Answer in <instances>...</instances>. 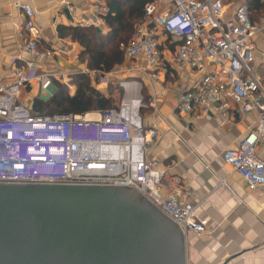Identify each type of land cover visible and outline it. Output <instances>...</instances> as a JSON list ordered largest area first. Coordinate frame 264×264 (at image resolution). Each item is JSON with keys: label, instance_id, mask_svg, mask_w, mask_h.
<instances>
[{"label": "built area", "instance_id": "2783aa9c", "mask_svg": "<svg viewBox=\"0 0 264 264\" xmlns=\"http://www.w3.org/2000/svg\"><path fill=\"white\" fill-rule=\"evenodd\" d=\"M88 1L95 16L79 20L78 25L99 28L108 7L104 0ZM15 6L34 16L30 4L15 2ZM226 7V0H171L161 12L155 3L147 4L145 20L122 48L133 71L147 78L158 79L167 63L201 76L182 94L181 114L210 121L217 112L224 125L235 122L238 114L256 113L252 130L237 147L226 149L223 158L251 188H257L264 186V159L259 155L264 142V80L253 62L254 38L264 28V11L260 25L251 19L248 4H240L233 15ZM40 33L35 25L28 27L23 51L32 58L15 69L8 83L1 80L0 66V183L133 186L178 223L186 236L207 232L209 221L198 215L196 205L185 201L190 192L178 181H166L158 161L148 160L149 146L159 133L144 124L141 80H121L118 108L104 111L32 114L20 102L24 87L38 82L49 90L58 75L43 63L54 52L39 46ZM167 42L175 46L173 59H165Z\"/></svg>", "mask_w": 264, "mask_h": 264}, {"label": "crops", "instance_id": "0c3cea01", "mask_svg": "<svg viewBox=\"0 0 264 264\" xmlns=\"http://www.w3.org/2000/svg\"><path fill=\"white\" fill-rule=\"evenodd\" d=\"M15 2L30 4L34 16L29 17ZM170 2L160 11H165ZM242 3L251 9L256 0H226L228 15H233ZM94 16L88 0H0L2 82L8 83L15 69L32 58L23 51L31 24L41 32L39 45L54 52L43 63L58 73L55 79L67 83L77 73L91 77L98 72L105 75L81 62L79 55L83 46L80 43L70 36L60 37L58 33L60 25L79 26V20ZM253 16L255 23L263 25L262 14L257 18L254 12ZM99 29L104 33L109 31L103 16ZM158 33L165 39L163 33ZM254 41L253 65L264 80V28ZM166 44L169 49L164 48L165 59H173L175 46ZM133 67L134 64L121 80L142 81L146 105L141 115L145 126L156 127L159 133L157 141L149 146L148 160L158 161L166 173V181L182 184L190 192L185 201L196 205L198 215L209 221L207 232L186 236L187 264H264V186L251 188L223 158L226 149L237 147L252 130L257 121L256 113L238 114L235 122L224 125L217 112L210 121L181 114L178 105L182 94L201 79L198 73L167 63L160 77L155 79L139 75ZM70 88L76 92L75 85ZM56 90L54 84L49 90H43L38 82H32L22 89L20 102L32 114H43L34 110V100H48ZM259 155L264 159V142L259 145Z\"/></svg>", "mask_w": 264, "mask_h": 264}, {"label": "water", "instance_id": "95a60500", "mask_svg": "<svg viewBox=\"0 0 264 264\" xmlns=\"http://www.w3.org/2000/svg\"><path fill=\"white\" fill-rule=\"evenodd\" d=\"M0 264H187V241L133 186L0 183Z\"/></svg>", "mask_w": 264, "mask_h": 264}, {"label": "trees", "instance_id": "16d2710c", "mask_svg": "<svg viewBox=\"0 0 264 264\" xmlns=\"http://www.w3.org/2000/svg\"><path fill=\"white\" fill-rule=\"evenodd\" d=\"M154 1L104 0L108 7V12L103 15L109 27L107 33L95 27L60 25L58 27L59 36H70L83 46L80 59L87 63L89 69L111 72L125 61V52L121 45L130 40L136 25L145 20V7ZM251 9L255 15L258 13L261 15L264 11V5L256 0ZM253 13L251 12V18L255 20L254 16L252 17ZM72 79L75 81L73 85L76 84V92L73 95L65 87L66 84L54 78L53 84L56 86L57 92L48 100L36 98L34 110L43 114L54 115L56 113L84 114L93 110L104 111L110 108H118L119 104H115V97L113 95L107 97L97 91L92 86L88 74L77 73ZM46 108L56 111H46Z\"/></svg>", "mask_w": 264, "mask_h": 264}, {"label": "rangeland", "instance_id": "374dc122", "mask_svg": "<svg viewBox=\"0 0 264 264\" xmlns=\"http://www.w3.org/2000/svg\"><path fill=\"white\" fill-rule=\"evenodd\" d=\"M169 0H155L154 3L157 5V7L160 9H164L167 5ZM259 18L260 13L257 14ZM160 36V35H159ZM122 47V45H121ZM80 56V55H79ZM81 58V57H80ZM82 63H86L83 59L81 60ZM133 63L129 60H127V58L125 57V61L121 64L115 67L114 70H112L111 72H101L104 73L105 75H101L99 72L96 73L95 75H93L92 77L90 76L91 79V84L92 86L99 92H105L107 93V96H114L113 98L115 99V104H119L120 100L122 98V91L119 88V82L121 81V78H124L125 75H128L130 73V69L132 67ZM254 66V65H253ZM75 74L72 75V77ZM70 79V81H68L67 83L63 82L66 88H68V91L70 92V94H74V89L70 88L71 85H73V83L75 81H73V79ZM96 83V84H95ZM76 86V84H75ZM57 92V90H56ZM46 111H52L46 108ZM56 111V110H53ZM52 111V112H53Z\"/></svg>", "mask_w": 264, "mask_h": 264}]
</instances>
